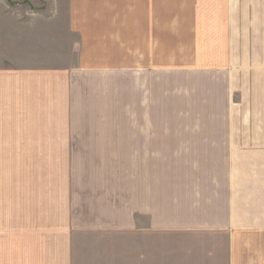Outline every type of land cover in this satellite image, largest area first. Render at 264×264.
Returning <instances> with one entry per match:
<instances>
[{
	"label": "rangeland",
	"instance_id": "rangeland-1",
	"mask_svg": "<svg viewBox=\"0 0 264 264\" xmlns=\"http://www.w3.org/2000/svg\"><path fill=\"white\" fill-rule=\"evenodd\" d=\"M8 1L15 8L0 23L8 75L0 81V264H226L223 238L128 230L138 203L133 179L158 177L163 148L207 144L210 122L193 97L221 76L209 65L223 67L227 47L209 38L224 27L218 34L214 24L185 23L183 11L162 31L153 24L151 48L134 57L139 42L126 9L103 15L108 25L98 23L103 11L81 9L69 26L77 14L66 0Z\"/></svg>",
	"mask_w": 264,
	"mask_h": 264
},
{
	"label": "crops",
	"instance_id": "crops-1",
	"mask_svg": "<svg viewBox=\"0 0 264 264\" xmlns=\"http://www.w3.org/2000/svg\"><path fill=\"white\" fill-rule=\"evenodd\" d=\"M63 3L64 8L72 9L71 15L77 14L68 16L69 26L79 22L81 9L103 11L100 25L113 24L104 20L107 12L117 16L111 10L126 9L130 39L139 42L130 46L129 56L134 57L146 55L147 47L151 48L153 24L155 31L157 26L162 31L169 19L180 23L178 14L183 11L188 13V17L182 16L185 23L214 24L218 34V26L224 27L222 36L209 38L219 39L227 47L223 49V67L209 65V72L222 69L221 76L208 83L202 97H193L210 122L207 144L163 148L158 177L138 183L133 179L129 195L133 189L138 203L134 201L128 210V230L132 234L205 233L207 240L224 239L220 246L225 248L226 264H264V0ZM14 8L8 0H0L1 24ZM168 9L175 10L171 16ZM3 70L0 81L8 77ZM53 76L42 74L46 87ZM137 89L147 91L134 87L133 92Z\"/></svg>",
	"mask_w": 264,
	"mask_h": 264
}]
</instances>
